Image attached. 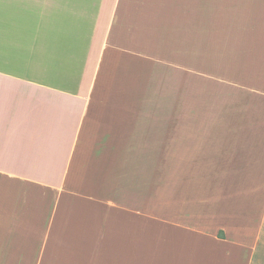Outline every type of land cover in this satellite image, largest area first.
Listing matches in <instances>:
<instances>
[{"label":"crops","instance_id":"obj_1","mask_svg":"<svg viewBox=\"0 0 264 264\" xmlns=\"http://www.w3.org/2000/svg\"><path fill=\"white\" fill-rule=\"evenodd\" d=\"M154 53L192 54L209 123L156 216L102 198ZM0 264H264V0H0Z\"/></svg>","mask_w":264,"mask_h":264},{"label":"rangeland","instance_id":"obj_2","mask_svg":"<svg viewBox=\"0 0 264 264\" xmlns=\"http://www.w3.org/2000/svg\"><path fill=\"white\" fill-rule=\"evenodd\" d=\"M157 23L154 22V27L159 29ZM186 54L189 57L185 55V59L176 60L174 54H168L169 56L158 60L156 59L158 58L157 54L154 53L149 57L150 61L144 63L143 67L139 65L143 62L141 60L138 62L137 101L132 104L140 114L131 118V126H126L127 129L131 128V132L122 133V141L133 142L134 146L131 149L122 150L121 178L117 181L103 182V187L105 186L107 192L103 193L105 196L102 198L112 201L115 190L120 189L123 195L129 185L130 192L134 197L135 203L133 204L144 203L150 195L152 199H149V206L152 207L153 215L156 216L162 204V175L168 174L169 177L165 189L167 194L176 185L177 143L178 141H192L194 136L183 126L194 123L209 124L201 118L202 108L200 110L201 119L193 118L192 114L194 104H196L198 112V103L192 99V92H195L196 85L199 95L206 93L203 96L208 100L207 87L204 85L207 78L202 76L208 70V63L204 53L201 54V63H198L200 57L197 58V65L200 66L202 77L200 76L201 80L195 81V83L192 54ZM196 55L199 56V52ZM202 106L207 109L208 103L202 101ZM124 119L129 122L128 118H122V123ZM140 145L147 146L146 158L139 155L140 152H144ZM129 152L131 153L130 159L128 158ZM129 174L131 175L128 176ZM100 196L101 193L97 196L98 199H102ZM120 201L125 202L123 197L120 198Z\"/></svg>","mask_w":264,"mask_h":264}]
</instances>
